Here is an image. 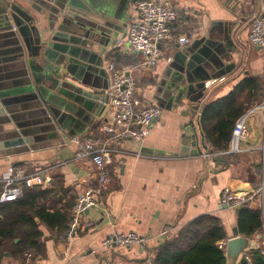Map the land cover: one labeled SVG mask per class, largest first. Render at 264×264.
Returning <instances> with one entry per match:
<instances>
[{
  "label": "crops",
  "instance_id": "0c3cea01",
  "mask_svg": "<svg viewBox=\"0 0 264 264\" xmlns=\"http://www.w3.org/2000/svg\"><path fill=\"white\" fill-rule=\"evenodd\" d=\"M71 1L73 6L64 11L99 31L96 46L88 54L76 49L79 40L71 34L69 18L56 16L62 0H0V10L10 3V18L18 26L14 27L16 34L0 31V94L4 95L0 97V181L10 165L40 173L44 185L30 189L48 191L44 205L48 212H66L70 220L77 195L94 184V171L90 163L73 160L74 147L67 141L90 135L99 145L105 142L100 125L113 113L106 71L109 64L135 80L138 103L156 104L161 112L142 143L110 144V177L102 205L84 214L71 240L66 239L67 224L58 230L35 219L42 238L40 253L29 264H150L147 254L139 250L105 253L101 242L113 231L135 232L147 237L153 258L162 243L202 217L220 221L225 242L234 236V230L243 236L238 232L236 211L219 204L224 188L251 195L247 206L260 212L264 222V198L255 194L264 178V110L256 108L264 101V51L247 41L250 17L252 13L264 15V3L169 0L178 11L173 34L187 36L190 42L185 50L173 42L162 44L158 65L149 68L143 64L144 57L125 42L137 0ZM6 26L0 24V28ZM52 43L64 45L67 54L84 59L73 62L61 89L74 93L78 103L85 92L92 97L85 107L76 104L75 113L62 119V128L44 122L35 107L39 100L23 91L33 77L38 86L51 85L45 49L62 55L50 47ZM253 83L255 88H250ZM247 97L251 99L246 112L252 111L248 138L240 144V152L225 156L218 153L226 150L214 152L213 158L221 160L211 167L210 157H205L211 147L199 125L202 109L215 104L216 110L234 101L245 105ZM18 127L27 133L17 135ZM17 140L24 143L14 145ZM250 240L255 249H264V226ZM0 264L23 262L4 258Z\"/></svg>",
  "mask_w": 264,
  "mask_h": 264
},
{
  "label": "built area",
  "instance_id": "2783aa9c",
  "mask_svg": "<svg viewBox=\"0 0 264 264\" xmlns=\"http://www.w3.org/2000/svg\"><path fill=\"white\" fill-rule=\"evenodd\" d=\"M178 20V11L169 0H137L131 10L127 25L125 42L137 54L144 57L143 64L154 68L158 65L162 52L160 46L167 42L175 43L176 47L185 48L189 44L187 36L176 37L172 25ZM247 41L250 45L264 51V15L252 13L249 20ZM109 76L108 95L113 113L104 119L100 131L106 140L102 145L90 135L75 136L67 141L74 147L73 160L88 162L94 171V184L81 191L72 208L71 218L68 223L66 239L74 237L76 229L84 214L91 208L101 206L102 197L107 189L110 172L112 150L110 144H119L123 141L142 143L149 135L153 121L159 117L160 108L156 104L141 105L136 100L135 80L125 71L118 70L114 65L106 67ZM256 108L264 110V101ZM252 111L245 112L234 124L229 150L219 152L218 155H228L240 152V144L245 141L250 130L248 118ZM264 152V143L262 145ZM141 157L143 154L137 153ZM215 156L213 153L205 157ZM0 205L13 203L23 197L24 191L33 187L44 185L40 173H27L20 166H8L1 179ZM255 194L264 198V178ZM252 196L236 193L229 188H224L220 193L219 204L236 211L248 205ZM148 239L135 232H110L101 242V250L105 253L120 250H139L148 253ZM222 247V245H220ZM30 254L25 255L29 264ZM247 263L250 257L246 254L243 258ZM112 264V263H107ZM148 264V263H147Z\"/></svg>",
  "mask_w": 264,
  "mask_h": 264
},
{
  "label": "trees",
  "instance_id": "16d2710c",
  "mask_svg": "<svg viewBox=\"0 0 264 264\" xmlns=\"http://www.w3.org/2000/svg\"><path fill=\"white\" fill-rule=\"evenodd\" d=\"M251 87L255 88V84ZM246 99L243 101L245 105L238 106L234 101L216 110L215 104L202 109L199 125L212 153L227 150L236 120L250 105L251 98ZM48 194V191L29 189L20 200L0 205V260L12 258L24 262L25 255L30 254L33 258L40 253L42 233L35 219L58 230L67 227L70 220L66 212L49 213L44 206ZM236 216L238 232L244 237H253L264 226L260 212L252 211L247 205L236 210ZM225 240L220 221L215 217H202L162 243L150 264H225L224 249L220 247ZM248 256L250 262L243 259L241 264H264L262 247L248 253Z\"/></svg>",
  "mask_w": 264,
  "mask_h": 264
},
{
  "label": "water",
  "instance_id": "95a60500",
  "mask_svg": "<svg viewBox=\"0 0 264 264\" xmlns=\"http://www.w3.org/2000/svg\"><path fill=\"white\" fill-rule=\"evenodd\" d=\"M261 2L264 3V0H261ZM71 6H73L71 0H62V3L57 4L56 16H58V14H63V16L66 17L64 19L69 18V21L71 22V34L79 40L78 43H76V49H83L82 51L88 54V50H90L91 47L93 48L94 46H96L94 44L96 43L95 36L98 35L99 31L87 28L88 26L84 25V23L78 18L73 17L74 15H72V13L67 12L66 10L64 11L65 7L69 8ZM9 8L10 3L5 5L4 8L0 10V24L3 25L7 23V26L4 28H0V31H10L16 34V32L14 31L16 28L14 27L18 28V26L16 23H12V20L10 18L11 12H9ZM77 9L84 10L79 6H77ZM82 29L84 30L83 33L81 32ZM73 46L75 45L73 44ZM50 47H52V49H59L60 53L62 54L61 56H58L54 53L52 54L49 48L45 49V52H48L50 56L46 57L49 64L46 67L48 69V72L52 75V78L50 79L51 85L38 86V80L33 77L32 84L24 88L23 91L27 94H31L34 100H39V103L36 104L35 107L40 110L39 112L41 113V115H43L44 122L55 123V125H60V127L62 128V119H64L67 114L75 113L74 110L76 104H80L85 107L88 105L89 99H91L92 97L89 93L85 92L83 93L84 99H82V103H78L77 96H75L74 93L71 92L74 95L72 96V94L61 89L64 75L70 73L69 68L73 65V62H76L80 59H82L83 61L84 59L67 54L66 50L68 49V47L64 45H56L55 43H52ZM77 52L78 56H80L79 53L81 51L78 50ZM53 58L55 59V61L53 60ZM13 92L14 91H12L11 93ZM2 96L4 95L0 94V97ZM8 112L9 114H11L13 113V110L8 109ZM18 130L20 131H18L17 135L19 133H27L26 131H23L20 127H18ZM22 143H24L23 140H17L13 142L14 145H19ZM210 154H212L211 151ZM212 158L213 156H211L208 160L209 165L211 167L214 161L221 160V157H216L213 159ZM233 235L234 236L228 239L225 244V264H241L246 254L256 250L254 247V242L250 240V238L238 235L236 230L233 231Z\"/></svg>",
  "mask_w": 264,
  "mask_h": 264
},
{
  "label": "rangeland",
  "instance_id": "374dc122",
  "mask_svg": "<svg viewBox=\"0 0 264 264\" xmlns=\"http://www.w3.org/2000/svg\"><path fill=\"white\" fill-rule=\"evenodd\" d=\"M226 242H227V241H226ZM226 242L224 241V242H222V244H221V245H222V247H223V249L225 248V244H226ZM143 254H146V253H143ZM148 257H149V259H150V260H152V259H153V258H150V255H149ZM150 260H149V261H150Z\"/></svg>",
  "mask_w": 264,
  "mask_h": 264
}]
</instances>
